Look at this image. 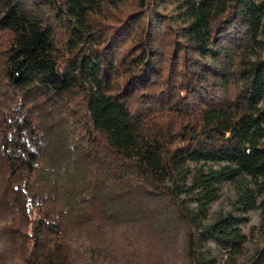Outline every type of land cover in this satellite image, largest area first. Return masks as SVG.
I'll use <instances>...</instances> for the list:
<instances>
[{
    "label": "trees",
    "instance_id": "1",
    "mask_svg": "<svg viewBox=\"0 0 264 264\" xmlns=\"http://www.w3.org/2000/svg\"><path fill=\"white\" fill-rule=\"evenodd\" d=\"M261 35L264 0H0V264L234 261L255 208L264 264Z\"/></svg>",
    "mask_w": 264,
    "mask_h": 264
},
{
    "label": "rangeland",
    "instance_id": "2",
    "mask_svg": "<svg viewBox=\"0 0 264 264\" xmlns=\"http://www.w3.org/2000/svg\"><path fill=\"white\" fill-rule=\"evenodd\" d=\"M260 40L264 43V36L261 35ZM264 45V44H263ZM257 52L259 55L264 56V47L258 49ZM200 163H188L186 168L193 171L198 168ZM190 176L183 177L180 176V180L189 181ZM168 185H171V179L168 178L166 180ZM236 192L232 184L228 182H223L218 186L217 196L216 198L208 205L205 214L201 217L202 224H208L212 222L218 215H226L231 214L232 216H237L240 214L237 211L238 206L236 204ZM187 206L190 209L195 208L194 203H189ZM246 221L240 225L242 233L247 237V241L244 244V254L238 260H229L225 257V253L219 247H217L214 243L208 242V247L210 249V255L212 260L216 264H244L248 261L254 254L257 249V241L259 240V226L261 223V210L259 208H255L246 214ZM177 259V264L179 258L175 256Z\"/></svg>",
    "mask_w": 264,
    "mask_h": 264
}]
</instances>
